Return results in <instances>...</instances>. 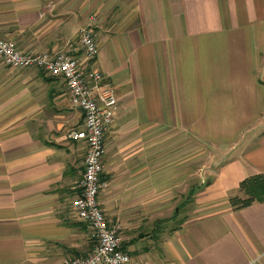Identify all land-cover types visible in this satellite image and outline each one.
I'll use <instances>...</instances> for the list:
<instances>
[{
	"label": "crops",
	"instance_id": "obj_1",
	"mask_svg": "<svg viewBox=\"0 0 264 264\" xmlns=\"http://www.w3.org/2000/svg\"><path fill=\"white\" fill-rule=\"evenodd\" d=\"M84 26L116 93L98 201L129 264H264V202L227 205L264 173V0H0L22 52L64 51ZM81 122L61 77L0 64V264L92 249L70 204Z\"/></svg>",
	"mask_w": 264,
	"mask_h": 264
},
{
	"label": "built area",
	"instance_id": "obj_2",
	"mask_svg": "<svg viewBox=\"0 0 264 264\" xmlns=\"http://www.w3.org/2000/svg\"><path fill=\"white\" fill-rule=\"evenodd\" d=\"M68 45V49L54 54L29 53L0 37V64L20 70L38 69L61 77L70 106L81 112L80 127L68 134L70 139H79L86 145L78 191L70 204L75 216L86 226L93 246L85 256L64 259L60 264H129L120 226L107 219L98 201L99 192L107 186L102 161L105 137L117 104L115 89L108 76L92 65L98 46L90 26L81 27L75 43Z\"/></svg>",
	"mask_w": 264,
	"mask_h": 264
},
{
	"label": "trees",
	"instance_id": "obj_3",
	"mask_svg": "<svg viewBox=\"0 0 264 264\" xmlns=\"http://www.w3.org/2000/svg\"><path fill=\"white\" fill-rule=\"evenodd\" d=\"M238 192V195L229 198L233 209L264 202V173L243 179L239 184Z\"/></svg>",
	"mask_w": 264,
	"mask_h": 264
},
{
	"label": "rangeland",
	"instance_id": "obj_4",
	"mask_svg": "<svg viewBox=\"0 0 264 264\" xmlns=\"http://www.w3.org/2000/svg\"><path fill=\"white\" fill-rule=\"evenodd\" d=\"M6 67V66H5ZM238 195V194H237ZM231 208H232V204L230 202H228V204ZM182 216H184V214H182L181 216H179V219L174 221L173 225L176 226L178 222L181 223V221H183V219L181 218ZM179 224V223H178Z\"/></svg>",
	"mask_w": 264,
	"mask_h": 264
}]
</instances>
